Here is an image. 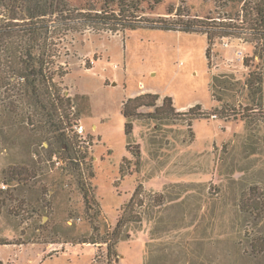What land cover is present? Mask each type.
I'll use <instances>...</instances> for the list:
<instances>
[{"label":"rangeland","instance_id":"1","mask_svg":"<svg viewBox=\"0 0 264 264\" xmlns=\"http://www.w3.org/2000/svg\"><path fill=\"white\" fill-rule=\"evenodd\" d=\"M66 1L50 31L62 76L42 91L65 145L22 86L0 105V264H264V59L246 0ZM148 94L128 137L123 106Z\"/></svg>","mask_w":264,"mask_h":264},{"label":"trees","instance_id":"2","mask_svg":"<svg viewBox=\"0 0 264 264\" xmlns=\"http://www.w3.org/2000/svg\"><path fill=\"white\" fill-rule=\"evenodd\" d=\"M66 2V0H0V105L5 100H8L11 104L9 98L13 97V90L17 86H22L29 97L38 99L36 102L39 104L40 119H43L44 123L53 126L50 132L47 130L44 132L45 136L51 134L62 145H65L66 139L60 132L59 126L54 122L53 111L48 112V109H46L44 103L49 100L43 95L42 91H47L48 84H52L56 74L62 76V72H48L49 67L54 65L55 60L52 59L56 56L54 52H51L53 37H51L50 31L51 28H54L51 18L53 16L59 18V16L70 11ZM84 9L87 10L85 6L78 8V10ZM107 11H103V13L107 14ZM242 11L244 12L245 22L249 24L252 30L251 35L260 42V57L263 60L264 0L243 1ZM132 27L130 30L138 28ZM162 30L170 29L164 28ZM208 52L209 49L207 48L206 56ZM248 85L253 86L255 82L248 80ZM156 97V95L149 94L138 96L129 99L123 106L122 116L126 120L124 132L128 137L132 132L131 122L128 119L137 117V110L140 107H154L155 101L153 99H157ZM147 98H151L153 101L145 102ZM163 107L174 109L170 97L163 100L161 109ZM158 110L159 108H156V111ZM185 114L190 116V121L202 115L199 106L190 108ZM81 191L86 203H89L91 207L92 204H96L89 194L90 189L88 187L82 185ZM141 191V185H137L130 202L126 205L127 217L126 214L120 217L124 221L118 220L117 229L132 221L130 207L134 199L141 194ZM117 232L118 234L112 235L116 240L112 243L113 246L116 245L119 237V231L117 230Z\"/></svg>","mask_w":264,"mask_h":264},{"label":"built area","instance_id":"3","mask_svg":"<svg viewBox=\"0 0 264 264\" xmlns=\"http://www.w3.org/2000/svg\"><path fill=\"white\" fill-rule=\"evenodd\" d=\"M90 63L94 64V60L91 59ZM83 132H84V127L81 125L80 122H76L72 125L71 135L78 136L80 138L82 136ZM85 144L89 145V142L87 141V142H85Z\"/></svg>","mask_w":264,"mask_h":264}]
</instances>
